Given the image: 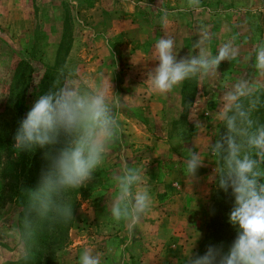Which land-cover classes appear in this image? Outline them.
<instances>
[{"label": "rangeland", "instance_id": "374dc122", "mask_svg": "<svg viewBox=\"0 0 264 264\" xmlns=\"http://www.w3.org/2000/svg\"><path fill=\"white\" fill-rule=\"evenodd\" d=\"M172 8L181 14L169 13L175 26L168 30L160 9ZM191 11L186 0H0V264H78L86 247L103 253L102 264H186L193 243V256L209 246L228 250L236 237V230L229 234L234 201L230 190L217 187L216 164L204 150L205 141L214 142L223 130L216 119L218 77L185 80L166 96L149 94L144 82L158 64L152 52L159 38L173 37L179 59L198 51L192 45L201 28L213 55L225 43L238 51L235 60L219 65L230 76L225 88L237 76L250 77L251 69L260 82L264 75L253 66L254 55L248 57L264 41V0H201L200 11ZM69 73L84 86L110 78L121 98V131L93 180L66 194L72 220L37 221L25 259L9 232L23 214V193L48 170L52 149L16 152L14 135L38 96ZM256 116L264 122V108ZM194 147L203 152L204 166L188 183L183 161ZM125 159L145 167L154 199L132 237L108 212L113 177Z\"/></svg>", "mask_w": 264, "mask_h": 264}, {"label": "clouds", "instance_id": "9594fccd", "mask_svg": "<svg viewBox=\"0 0 264 264\" xmlns=\"http://www.w3.org/2000/svg\"><path fill=\"white\" fill-rule=\"evenodd\" d=\"M200 5L201 0H186L187 9L199 11ZM160 11L161 24L167 29L169 13L166 9ZM209 41L207 29L201 28L200 38L192 45L198 51L178 59L173 37L166 34L159 38L152 52L158 64L146 73L144 82L149 94L166 96L185 80L217 76L222 61L237 58L238 51L231 43L223 44L213 55L207 50ZM253 66L264 75V41L254 50ZM219 104L216 119L223 130L218 131L214 142L205 141L204 150L216 164L217 187L226 193L230 190L233 197L229 223L236 228V237L226 252L222 247L209 246L204 255L193 256V243L185 261L264 264V122L256 116L264 108V83L241 76L223 92ZM120 107L121 98L113 93L110 78L99 85L84 86L69 73L63 80L59 77L54 80L20 122L14 135L16 152L52 149L48 170L36 188L23 193V214L17 216L18 226L9 232L18 241L25 259L31 254L37 221L72 220V203L65 196L86 186L104 165L110 148L119 139ZM204 159L203 152L195 147L186 150L183 161L186 182L196 179ZM113 184L109 215L115 222H123L132 237L154 204L145 167L123 160ZM102 257L103 253L86 247L78 264H102Z\"/></svg>", "mask_w": 264, "mask_h": 264}, {"label": "crops", "instance_id": "0c3cea01", "mask_svg": "<svg viewBox=\"0 0 264 264\" xmlns=\"http://www.w3.org/2000/svg\"><path fill=\"white\" fill-rule=\"evenodd\" d=\"M261 10H263V9H259L258 11H261ZM200 11V10H199ZM199 11H191V14H193V15H196L197 14V12H199ZM237 11H239V9L238 10H232V9H230L228 12H230V13H238ZM253 12V11H252ZM251 12V13H252ZM168 13H180L181 14V11H179V10H177V9H174V8H172L171 10L169 9L168 10ZM263 14V13H262ZM195 18V17H194ZM198 18V17H197ZM223 20H225V19H223ZM228 22H230V21H228ZM175 26V24L172 22H170V25H169V27L167 28L168 30L169 29H171V28H173ZM263 28H264V23H263ZM247 41H254V39H252V38H249ZM254 54H250L249 56H253ZM241 56H243V55H241ZM240 58V57H239ZM242 58V57H241ZM239 60V59H238ZM239 62H241V59L239 60ZM239 65H237V67H238ZM217 72H218V75H217V77H218V79H216V77H213V79H214V81L216 82L215 84L216 85H220L221 86V89L219 90L220 92V94H223V92L225 91V90H227L229 87H230V85H228L227 86V88H225V82L223 81L225 78H229L230 76H227V75H224L223 73H221L220 72V66L218 67V69H217ZM234 74V73H233ZM210 78V77H209ZM232 78L234 79V77L232 76ZM240 77H236L234 80H237V79H239ZM250 80H252L253 82H258V80H257V78L255 77V75L253 74V69H251V72H250V77H248ZM200 80L201 79H197V81H199V83H200ZM263 80H264V77L262 76V78H261V80H260V82L262 81V83H264L263 82ZM200 86H201V84H200ZM199 86V87H200ZM223 86H224V88H223ZM199 92H200V90H199ZM205 92H209L208 90H205ZM201 93V95H203V93L202 92H200ZM207 102H208V100H207ZM206 103V102H205ZM205 108H207L206 107V105H205ZM165 176H166V174H165ZM151 187H153V186H151Z\"/></svg>", "mask_w": 264, "mask_h": 264}, {"label": "trees", "instance_id": "16d2710c", "mask_svg": "<svg viewBox=\"0 0 264 264\" xmlns=\"http://www.w3.org/2000/svg\"><path fill=\"white\" fill-rule=\"evenodd\" d=\"M19 64H21V63H19ZM261 122H262V121H261ZM230 229H231V230H229V234H230V233H232V234L235 233V230H236L235 227L232 226ZM232 234H231V235H232Z\"/></svg>", "mask_w": 264, "mask_h": 264}]
</instances>
